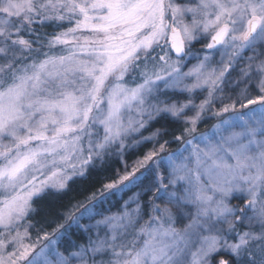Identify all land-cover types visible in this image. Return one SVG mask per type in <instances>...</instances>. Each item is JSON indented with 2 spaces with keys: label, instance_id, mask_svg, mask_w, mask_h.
I'll return each instance as SVG.
<instances>
[{
  "label": "snow or ice",
  "instance_id": "1",
  "mask_svg": "<svg viewBox=\"0 0 264 264\" xmlns=\"http://www.w3.org/2000/svg\"><path fill=\"white\" fill-rule=\"evenodd\" d=\"M0 264H264V0H0Z\"/></svg>",
  "mask_w": 264,
  "mask_h": 264
}]
</instances>
